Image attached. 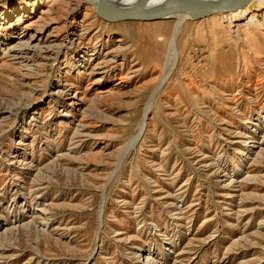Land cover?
Returning a JSON list of instances; mask_svg holds the SVG:
<instances>
[{"label":"rangeland","instance_id":"1","mask_svg":"<svg viewBox=\"0 0 264 264\" xmlns=\"http://www.w3.org/2000/svg\"><path fill=\"white\" fill-rule=\"evenodd\" d=\"M178 21L0 1V264H264V1Z\"/></svg>","mask_w":264,"mask_h":264},{"label":"water","instance_id":"2","mask_svg":"<svg viewBox=\"0 0 264 264\" xmlns=\"http://www.w3.org/2000/svg\"><path fill=\"white\" fill-rule=\"evenodd\" d=\"M1 1V0H0ZM96 1V0H95ZM252 0H172L170 3H151V0H137L123 9L110 4L106 6V14L101 13L99 4L94 9L106 21H159L167 19H199L212 15L225 14L240 10ZM113 11V13H112ZM111 12V13H110Z\"/></svg>","mask_w":264,"mask_h":264},{"label":"bare ground","instance_id":"3","mask_svg":"<svg viewBox=\"0 0 264 264\" xmlns=\"http://www.w3.org/2000/svg\"><path fill=\"white\" fill-rule=\"evenodd\" d=\"M137 0H89V2L91 4H99L100 8L102 9L101 10V13L103 15H107L108 19L112 20L108 15L106 14V5L107 4H110L114 7H118V8H121L123 9L125 6L127 5H130L132 3H135ZM172 0H151V3H170ZM264 0H252L250 2V4L240 10H237V11H233V12H229V13H225V14H236V15H242V14H245L246 12H249L251 10H257L258 8H260L262 6V3H263ZM111 13V12H110ZM113 13V11H112ZM98 15H100L98 13ZM182 20L179 19L178 21V24L179 22ZM178 24L174 27H173V31L170 35V39H169V42H168V46H167V50L165 52V55H164V61H163V67H162V72H161V75H160V78H159V81H158V84H161L163 83L170 75L172 69L174 68L175 66V35H176V32H177V26ZM36 38H34V35H29L25 40H22L20 42H18L20 44V48H15L14 45L12 46V48L10 49V52H14V53H17V55H24V54H27L29 53L31 50L34 49V47H36V45L32 46L31 43L33 41H35ZM19 51V52H18ZM9 52V51H8ZM16 55V56H17ZM13 56V54L11 55ZM106 65V64H105ZM67 89V88H66ZM63 90L59 93H64V94H67V91L69 90ZM69 93V92H68ZM76 94V93H75ZM72 95L73 98H76V96ZM82 98V97H81ZM80 100V99H79ZM72 103V102H71ZM147 113V109L146 111L144 112V117L142 118L141 122L139 123L138 125V130L137 132L131 137V140L129 142V144H131L133 141H135V139L138 137L139 133L141 132L144 124H145V115ZM13 199V198H12ZM25 202L23 200H20L19 202V206L20 207H25ZM16 206V205H15ZM18 206V207H19ZM17 207V206H16ZM47 224V222H46ZM15 227V226H14ZM13 227V228H14ZM19 227V226H18ZM10 228V227H9ZM7 229L5 228V231ZM4 231V232H5ZM8 232V231H7ZM16 234V231L15 233ZM11 235V234H10ZM15 237V236H14Z\"/></svg>","mask_w":264,"mask_h":264}]
</instances>
